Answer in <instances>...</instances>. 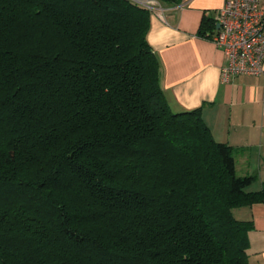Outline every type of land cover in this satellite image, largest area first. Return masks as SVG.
I'll list each match as a JSON object with an SVG mask.
<instances>
[{
  "label": "trees",
  "instance_id": "1",
  "mask_svg": "<svg viewBox=\"0 0 264 264\" xmlns=\"http://www.w3.org/2000/svg\"><path fill=\"white\" fill-rule=\"evenodd\" d=\"M177 6L181 0H156ZM136 0H0V264H250L264 183L175 113ZM216 23L198 36L212 39Z\"/></svg>",
  "mask_w": 264,
  "mask_h": 264
},
{
  "label": "crops",
  "instance_id": "2",
  "mask_svg": "<svg viewBox=\"0 0 264 264\" xmlns=\"http://www.w3.org/2000/svg\"><path fill=\"white\" fill-rule=\"evenodd\" d=\"M226 0H181L165 6L164 19L152 14L148 42L161 64V86L175 113L202 108L214 138L233 147L238 176L254 177L249 191L264 183V73L222 82L227 60L211 39L198 36L205 17L216 23ZM264 9V0H260ZM217 30V27H216ZM252 221L250 264H264V205L237 210Z\"/></svg>",
  "mask_w": 264,
  "mask_h": 264
},
{
  "label": "built area",
  "instance_id": "3",
  "mask_svg": "<svg viewBox=\"0 0 264 264\" xmlns=\"http://www.w3.org/2000/svg\"><path fill=\"white\" fill-rule=\"evenodd\" d=\"M136 1L164 19V8L158 1ZM216 27L211 40L227 60L222 69V82L228 83L244 75H263L264 9L260 0H226L216 12Z\"/></svg>",
  "mask_w": 264,
  "mask_h": 264
},
{
  "label": "water",
  "instance_id": "4",
  "mask_svg": "<svg viewBox=\"0 0 264 264\" xmlns=\"http://www.w3.org/2000/svg\"><path fill=\"white\" fill-rule=\"evenodd\" d=\"M219 27V26H218Z\"/></svg>",
  "mask_w": 264,
  "mask_h": 264
}]
</instances>
